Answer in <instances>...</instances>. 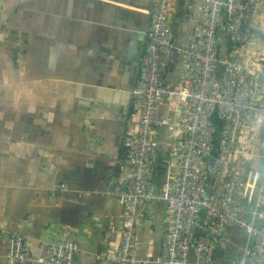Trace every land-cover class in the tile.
Segmentation results:
<instances>
[{
	"label": "built area",
	"instance_id": "built-area-1",
	"mask_svg": "<svg viewBox=\"0 0 264 264\" xmlns=\"http://www.w3.org/2000/svg\"><path fill=\"white\" fill-rule=\"evenodd\" d=\"M177 9L190 27L185 45L172 32ZM130 96L110 192L121 211L119 245L101 264H216L231 228L246 234L232 264H264V0H153ZM148 203L165 208L155 261L136 258ZM6 234L10 264H74L71 240L44 241L34 258L27 238Z\"/></svg>",
	"mask_w": 264,
	"mask_h": 264
},
{
	"label": "crops",
	"instance_id": "crops-1",
	"mask_svg": "<svg viewBox=\"0 0 264 264\" xmlns=\"http://www.w3.org/2000/svg\"><path fill=\"white\" fill-rule=\"evenodd\" d=\"M152 1L0 0V228L27 238L34 258L44 241L75 242L74 264H101L118 248L110 192ZM171 26L185 45L180 9ZM164 222L163 205L144 207L137 259L152 258ZM6 233L0 264H10ZM245 243L229 229L215 263Z\"/></svg>",
	"mask_w": 264,
	"mask_h": 264
},
{
	"label": "water",
	"instance_id": "water-1",
	"mask_svg": "<svg viewBox=\"0 0 264 264\" xmlns=\"http://www.w3.org/2000/svg\"><path fill=\"white\" fill-rule=\"evenodd\" d=\"M179 4L182 5V2H180ZM177 22H178V19H177ZM223 41H225L224 37H223ZM223 41H222V43H223ZM170 62H171V64L169 66L168 75H167V78H166L165 81H166V83H170L171 84V83H173V78H174L175 73H176V66L174 65L175 60H173L172 58L170 59ZM220 70H222V68ZM263 141H264V139H263ZM163 149H164L163 153H161V152L157 153V158H158V164L156 166L157 170L160 169L161 165H163L165 163V159H166L167 153H166V148L164 147ZM215 153H216V145L213 146V151H212L211 155L213 156ZM206 189H207V194H209L210 180L206 184ZM160 248H161V244H159V245L156 244L155 245V249H154V252H153V255H152V260L153 261H155L158 258L159 254H160ZM215 255H216L215 258H217L220 255L222 256V253H215ZM220 259L222 260V258H220ZM234 259L235 258L232 257V258H230L228 260H223L221 264H232ZM236 260L239 261V258H237Z\"/></svg>",
	"mask_w": 264,
	"mask_h": 264
},
{
	"label": "trees",
	"instance_id": "trees-1",
	"mask_svg": "<svg viewBox=\"0 0 264 264\" xmlns=\"http://www.w3.org/2000/svg\"><path fill=\"white\" fill-rule=\"evenodd\" d=\"M160 169H159V171H157V173H156V176H157V180L159 181V179H160Z\"/></svg>",
	"mask_w": 264,
	"mask_h": 264
},
{
	"label": "flooded vegetation",
	"instance_id": "flooded-vegetation-1",
	"mask_svg": "<svg viewBox=\"0 0 264 264\" xmlns=\"http://www.w3.org/2000/svg\"><path fill=\"white\" fill-rule=\"evenodd\" d=\"M236 256H239V251H238V250L236 251ZM236 256H235V257H236Z\"/></svg>",
	"mask_w": 264,
	"mask_h": 264
}]
</instances>
